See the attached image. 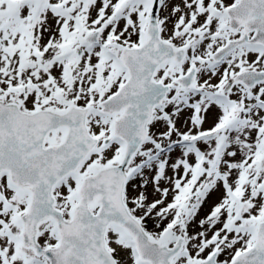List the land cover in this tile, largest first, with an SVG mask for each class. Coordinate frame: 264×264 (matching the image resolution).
<instances>
[{"label":"snow or ice","instance_id":"6c2138e0","mask_svg":"<svg viewBox=\"0 0 264 264\" xmlns=\"http://www.w3.org/2000/svg\"><path fill=\"white\" fill-rule=\"evenodd\" d=\"M0 264H264V0H0Z\"/></svg>","mask_w":264,"mask_h":264}]
</instances>
